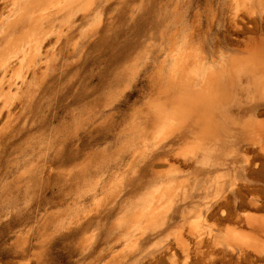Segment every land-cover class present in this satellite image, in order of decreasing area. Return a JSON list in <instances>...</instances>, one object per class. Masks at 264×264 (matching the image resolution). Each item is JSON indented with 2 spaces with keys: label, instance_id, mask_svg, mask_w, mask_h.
<instances>
[{
  "label": "rangeland",
  "instance_id": "1",
  "mask_svg": "<svg viewBox=\"0 0 264 264\" xmlns=\"http://www.w3.org/2000/svg\"><path fill=\"white\" fill-rule=\"evenodd\" d=\"M228 2L230 0H127L123 4L116 0L102 11L98 29L93 12L68 36L63 51L67 57L57 69L51 67L47 79L39 84L33 105L26 111L29 119L26 126L4 147V153L0 146V264H156L160 258L162 264H264V254L257 256L248 252L246 255L238 247L231 250L224 240L227 225L250 231L242 216L246 210L264 214V171L249 172L247 179L245 172L237 168L228 173L224 191L235 176L241 197L226 192L215 201L208 198L207 207L203 195L195 197L196 203H201L197 207L175 201L177 204L174 203V211L169 215L173 218L168 225L154 235L145 234L144 242L136 240L139 232L160 225L169 213L166 203H162L164 200L148 220L136 218L141 204L132 208L133 216L125 214L131 203L156 184L153 170L163 169V166L153 165L154 168L146 167L143 171V164L132 160L128 166L130 136L141 133L139 118L153 111L148 105L159 96L155 79L166 52L176 49L181 42L182 7L189 24L200 15L204 32L214 12H219V18L224 21ZM259 35L263 36L264 31H258L256 36ZM24 69L22 65L14 79L22 77ZM161 98L164 103L163 95ZM166 128L168 125L163 124V135ZM248 147L242 144L240 151L253 156L254 152ZM24 169L29 170L28 173L19 177ZM60 170L66 172L61 174ZM130 186L133 191L125 193V188ZM212 192L209 193L214 194ZM227 197L228 209L221 206ZM249 199L258 206L251 207ZM222 210L234 215V221H219L224 217ZM136 225L143 227H134ZM176 232H183L182 237ZM259 236L264 239V235ZM177 241L192 245L190 249L187 246V258ZM173 253L177 258L172 257ZM173 258L176 263L170 260Z\"/></svg>",
  "mask_w": 264,
  "mask_h": 264
},
{
  "label": "bare ground",
  "instance_id": "2",
  "mask_svg": "<svg viewBox=\"0 0 264 264\" xmlns=\"http://www.w3.org/2000/svg\"><path fill=\"white\" fill-rule=\"evenodd\" d=\"M115 1L0 0V146L3 148L1 153H4V147L9 145L10 141L16 139L19 132L26 126L29 120L26 117V111L33 105L39 91V84L41 86L47 79L50 68L57 69L63 65L67 57L63 51L68 36L79 28L93 12H95L97 22V25H94L98 26V29L102 21V11L110 7ZM117 1L124 4L127 0ZM183 5H186V2ZM133 8L131 7L130 10H133ZM185 12V8L182 7L181 18L184 29L181 32V42L176 45L178 46L176 49L172 48L166 52L162 60L163 65H160L159 70H157L158 76L155 81L158 80L156 82L158 87L155 85L158 88H156L158 90L156 94L159 96L148 105L153 111L152 113L147 111L144 117L139 118L140 121L138 122L142 126L141 133L138 135L133 133L130 136L132 142L129 148L131 159L128 166L132 160L141 162L143 171L146 167H153V165L163 166V169L153 170L156 184L152 190L149 189L134 204L131 203L125 214H131L134 211L132 208L141 204L140 207L142 208L139 215H135V217L137 216L138 221L141 219L148 220L149 217L156 214L157 207L162 200H164L163 204L166 203L167 212H169L165 215L164 220L162 219L160 225L141 230V233L139 232L140 236H136L138 242H144L147 239L145 234L150 232V235H154L161 232L163 227L168 225L173 218L169 215L170 212L174 211L175 201L183 205L190 203L197 207L201 203L197 204L195 197L203 195L206 200L204 206L207 207L208 198L211 197L215 201L216 197L226 192L233 197H241V190L236 185L235 176L230 179L227 191H224L225 182L229 176L228 173L235 172L237 168L243 173L245 172L244 175L247 179L249 172L253 174L264 171V35L256 36L258 31H264V0H230L228 2V13L224 16V21L219 18V12H214L211 20L207 22L204 32L201 31L202 21L200 15L197 14V17L195 16V19L189 24L185 18ZM90 31L92 33V30ZM74 43L72 42V44ZM80 55L78 58H80ZM22 65H25L24 74L19 79H14V75L18 73L16 71ZM134 69L136 70V68ZM154 73L157 74V72ZM154 94H151L152 98ZM162 95L164 103L161 102ZM102 121L100 122L102 123ZM104 121H106L105 118ZM163 124L168 125L164 135ZM136 132L138 133V131ZM158 135H160L159 138ZM242 144L248 145L254 155L246 154L247 152L244 155L243 152L245 151H240ZM15 169H18V166H15ZM255 170L257 171L255 172ZM28 171L22 172L19 177L28 173ZM61 172L62 170H60ZM180 180L182 181L179 182ZM116 190L117 188L115 193ZM131 191H133L131 186L124 190L125 193ZM174 197L178 199L174 200ZM250 204L254 208L258 206L251 202ZM221 206L229 208L228 197L224 203H221ZM59 212L60 210H58ZM221 214L224 217L220 218L219 221H234V215L232 216L224 210ZM55 215L53 218H55ZM131 215L133 216V214ZM64 216H62L63 219ZM242 216L244 224L250 228V231L240 230L246 233L248 231L249 234H243L236 228V225H227L225 230L227 235L224 240L231 250L238 247L246 255H248V252H253L257 256H262L264 254V239L259 234L264 235V214L246 210ZM236 219L241 221L239 217ZM77 220L80 222L79 218ZM150 221L149 223H151ZM147 225L150 224L147 222ZM147 225H144V227ZM134 227L138 228L140 226L136 225ZM187 230H189V227ZM178 234L181 236L183 232ZM177 236L176 239H178ZM201 237L200 235V239ZM117 240H119V237L116 239V243ZM215 241L213 243L217 245ZM179 244L182 253L186 254L187 258V246L190 249L192 245L190 246L188 243L187 245L184 242ZM131 250L129 251L131 252ZM173 251L175 250L173 249ZM175 255L173 253L172 257L175 258ZM174 258L170 260L176 263L177 260ZM160 259H157L156 264H162Z\"/></svg>",
  "mask_w": 264,
  "mask_h": 264
}]
</instances>
